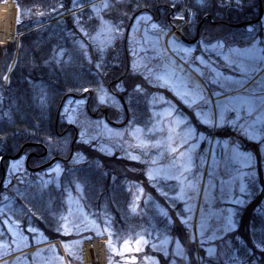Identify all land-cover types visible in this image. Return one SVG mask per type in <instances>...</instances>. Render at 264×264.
I'll use <instances>...</instances> for the list:
<instances>
[{"label":"rangeland","instance_id":"obj_1","mask_svg":"<svg viewBox=\"0 0 264 264\" xmlns=\"http://www.w3.org/2000/svg\"><path fill=\"white\" fill-rule=\"evenodd\" d=\"M12 1L16 6L15 32L12 39L0 44L19 38L16 0H2L0 6ZM171 1L183 2V6L169 17L166 26L150 13L135 17L127 39L131 69L152 87L177 97L212 133L197 129L189 114L160 92L148 97L147 126L131 120L126 127H113L89 115L84 100L76 98H69L61 112L63 120L78 128L79 143L109 157L119 153L123 160L144 163L146 178L170 209L145 192L141 183L128 181L131 211L141 219L150 218V222L141 223L135 236L120 241L114 237L106 214L88 212L83 202L84 187L77 184L71 189L68 182L66 212L59 219V230L66 239L50 240L38 228L25 231L15 217L14 198L1 193L0 264H85L80 252L87 242L99 256L97 262L90 260L91 264H191L189 247L165 235L166 220L174 225L172 214L186 228L189 244L196 249L197 264H213L203 262L202 254L214 264H249L239 250L232 251L228 235L237 229L238 208L248 201L255 157L235 140L217 138L216 131L227 127L250 140L264 142V18L246 27V33L252 36L243 37L237 46L228 47L223 40L210 43L209 39L189 45L182 40L193 17L189 0ZM110 3L74 0V8L58 18L86 7L99 15ZM125 35L124 26L102 21L89 40L104 55L118 41L123 43ZM63 56L61 51L53 58L60 61ZM117 91H123L122 84ZM98 99L123 111L121 101L108 87L98 92ZM65 141L70 143V138L65 137ZM49 145L51 150L56 143ZM85 161L84 155L77 154L71 165ZM64 170V165L58 163L33 174L24 159L9 161L4 187L14 181L40 190L53 184L60 187ZM12 190L17 192L18 188ZM158 254L163 255L165 263Z\"/></svg>","mask_w":264,"mask_h":264},{"label":"trees","instance_id":"obj_2","mask_svg":"<svg viewBox=\"0 0 264 264\" xmlns=\"http://www.w3.org/2000/svg\"><path fill=\"white\" fill-rule=\"evenodd\" d=\"M73 2L16 0L20 12L16 31L23 33L19 48L17 40L0 44V159L16 155L26 143L47 147L56 143L51 148L52 153L68 157L70 143L57 136L55 127L65 101L82 96L88 90L97 95L103 87H108L125 73L124 41H118L103 55L89 38L97 32L102 21L124 26L127 30L139 13H150L162 26H166L169 17L180 12L183 6V2L174 4L171 0H111L99 15L86 7L59 19L60 14L74 8ZM261 2L264 8V0ZM189 5L193 17L188 38L195 37L200 28L206 40H223L228 47L237 46V41L250 36L245 31L246 26L238 28L235 25L256 20L260 13V0H203L202 3L189 0ZM205 18L207 20L204 21ZM262 34L263 30L259 36ZM61 51L64 52L62 60H55L53 55ZM122 86L130 119L136 124L148 125V97L151 93L160 92L187 112L197 129L212 133L169 91L152 87L142 75L131 71L123 79ZM111 119L116 120L117 116ZM216 136L221 140H235L255 157L248 201L238 208L237 229L228 238L233 245L232 251L239 250V255L249 264H264V142L250 140L227 127L217 129ZM37 147L26 148L24 152H38ZM75 152L84 155L86 161L67 165L60 187L53 184L49 189L40 190L36 186H22L20 181H14L2 189V194L6 192L14 198V214L25 231L38 228L50 240L66 239L59 230V219L66 212L64 200L68 182L71 189H75L77 184L84 187L83 202L88 212L106 214L111 219L114 237L120 241L135 236L141 223L147 222L148 225L150 222V218L141 219L131 211L132 193L127 188L128 181L141 183L145 192L151 193L170 209V205L147 180L144 163L123 160L119 153L109 157L83 143L75 146ZM12 187H17L18 191L14 192ZM171 218L174 225H169L166 220L165 235L188 246L191 264H197L196 249L189 244L186 228L175 214ZM156 256L166 262L163 255ZM202 257L203 262L215 263L204 254Z\"/></svg>","mask_w":264,"mask_h":264},{"label":"flooded vegetation","instance_id":"obj_3","mask_svg":"<svg viewBox=\"0 0 264 264\" xmlns=\"http://www.w3.org/2000/svg\"><path fill=\"white\" fill-rule=\"evenodd\" d=\"M198 32H199V40L200 39L202 40L203 36H201V33L199 30H198ZM187 33H188V28L185 29V36L187 35ZM194 38L195 37H192V38L186 37L187 41L185 40V43L191 45L190 42H192ZM199 40H198V42H199ZM124 48H125L124 59H125L126 65H127L129 60H130V57L128 56L127 43L126 42H125ZM128 57H129V59H128ZM126 65H125V68H126ZM119 67H121V65ZM111 93L113 95H115L121 101V104L123 107V113H125V118L123 120H121V118H123L121 111H117V110L113 111L114 109L110 105H106V104L101 103L99 101V99H97L95 101V99H94L95 94H93V95L84 94L83 98H81V99L84 100L85 109H86L87 113L89 115H91L93 118L104 119L105 115L102 111L107 109L108 117L110 118V120H111V117L114 115L118 117L117 120H111L112 122L115 123V127H122V128L126 127L130 123V114L127 111L128 110L127 101L124 100V98L122 96V91L121 92L117 91V87L113 88ZM72 125L73 124H69L65 120L62 119L61 113L58 115L57 122L55 124L57 135L61 136V137H66V136L71 137V147H72V145H74V148H75V145L79 143V137L76 140V134L79 135V130L75 125L74 126H72ZM59 126H60V128H59ZM39 150H42V151L24 153L23 157H22V159H24V161H25L26 168L34 174L37 172H40V171L50 169L51 167H53V165L58 164V163H61L62 165H64V167L66 165H71V161L73 160V157H75L77 155L76 152L74 151V154H73L71 160H69L68 157H61V156H57V155H52L47 147L45 149L42 147H39ZM34 159L35 160L39 159V161L34 162L33 161ZM50 163H52V164H50ZM36 169H38V170H36Z\"/></svg>","mask_w":264,"mask_h":264},{"label":"bare ground","instance_id":"obj_4","mask_svg":"<svg viewBox=\"0 0 264 264\" xmlns=\"http://www.w3.org/2000/svg\"><path fill=\"white\" fill-rule=\"evenodd\" d=\"M16 6L14 1L0 6V42L13 38L15 32ZM99 259V256H96Z\"/></svg>","mask_w":264,"mask_h":264},{"label":"water","instance_id":"obj_5","mask_svg":"<svg viewBox=\"0 0 264 264\" xmlns=\"http://www.w3.org/2000/svg\"><path fill=\"white\" fill-rule=\"evenodd\" d=\"M263 17H264V9H263L262 2H261V0H260V14H259V17H258L255 21H253V22H248V23H246V24H247V25H250L251 23H259V22L262 21ZM174 20H176L177 22H181V20H179V19H174ZM238 26L241 27L242 25H238ZM128 33H129V30H128ZM198 37H199V35H197V37H196L192 42H193V43L197 42ZM129 69H130V67H129V65H128L125 76L128 74ZM122 78H123V77H122ZM122 78H120L119 80H122ZM117 82H118V81H115V82L111 83L110 88H111L112 85H114V84L117 83ZM90 94H93V92L91 91ZM103 112H104V114H105V120H106L110 125H113L114 123L111 122V121L109 120V118H108L107 110H104ZM76 138H77V135H76ZM31 146H34V145H33V144H26V145H24V147L21 149V151H20L18 154H16V155H9V156L7 155V156H4V157L1 158V160H0V166H1V169H2V172H3V179H2V181H1V183H0V192H1V189H2V187H3L4 183H5V179H6V168H5V166H4V162L7 161V160H13V161L18 160V159L21 157V155H22V153H23V150H24L26 147H31ZM72 156H73V146H72V152H71L70 157H72Z\"/></svg>","mask_w":264,"mask_h":264},{"label":"built area","instance_id":"obj_6","mask_svg":"<svg viewBox=\"0 0 264 264\" xmlns=\"http://www.w3.org/2000/svg\"><path fill=\"white\" fill-rule=\"evenodd\" d=\"M103 36H105V35H103ZM92 248H93V245L90 246V243H88V242L83 247V249H82V255H83V258L85 260L90 256V253L93 250Z\"/></svg>","mask_w":264,"mask_h":264}]
</instances>
